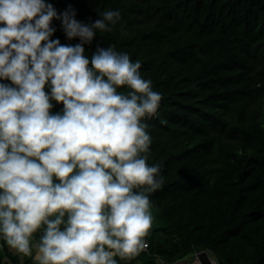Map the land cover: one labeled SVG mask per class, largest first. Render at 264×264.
I'll return each mask as SVG.
<instances>
[{
    "label": "clouds",
    "instance_id": "obj_1",
    "mask_svg": "<svg viewBox=\"0 0 264 264\" xmlns=\"http://www.w3.org/2000/svg\"><path fill=\"white\" fill-rule=\"evenodd\" d=\"M75 16L0 0V247L31 264H128L149 248L150 195L164 182L147 131L162 96L114 45L85 55L120 11ZM53 19L79 43L50 39Z\"/></svg>",
    "mask_w": 264,
    "mask_h": 264
},
{
    "label": "trees",
    "instance_id": "obj_2",
    "mask_svg": "<svg viewBox=\"0 0 264 264\" xmlns=\"http://www.w3.org/2000/svg\"><path fill=\"white\" fill-rule=\"evenodd\" d=\"M45 3L58 14L71 7L84 23L120 11L85 55L114 45L141 63L142 78L162 96L147 131L148 163L160 165L164 182L150 195L149 248L128 264H174L202 251L224 264H264V0ZM50 26V39L79 43L59 20ZM52 103L53 113L62 110ZM2 249L0 264L30 261Z\"/></svg>",
    "mask_w": 264,
    "mask_h": 264
},
{
    "label": "water",
    "instance_id": "obj_3",
    "mask_svg": "<svg viewBox=\"0 0 264 264\" xmlns=\"http://www.w3.org/2000/svg\"><path fill=\"white\" fill-rule=\"evenodd\" d=\"M199 264H224L223 262L214 261L206 251L200 252L198 255Z\"/></svg>",
    "mask_w": 264,
    "mask_h": 264
},
{
    "label": "rangeland",
    "instance_id": "obj_4",
    "mask_svg": "<svg viewBox=\"0 0 264 264\" xmlns=\"http://www.w3.org/2000/svg\"><path fill=\"white\" fill-rule=\"evenodd\" d=\"M177 264H199L195 261V258H189L187 261L178 262Z\"/></svg>",
    "mask_w": 264,
    "mask_h": 264
},
{
    "label": "built area",
    "instance_id": "obj_5",
    "mask_svg": "<svg viewBox=\"0 0 264 264\" xmlns=\"http://www.w3.org/2000/svg\"><path fill=\"white\" fill-rule=\"evenodd\" d=\"M0 245H2L1 241H0ZM0 249H2V247H0ZM193 258H195V261L198 262L197 260V253L194 254ZM158 263L159 264H165L164 261H161V260H158ZM178 262L174 263V264H177ZM199 263V262H198Z\"/></svg>",
    "mask_w": 264,
    "mask_h": 264
},
{
    "label": "crops",
    "instance_id": "obj_6",
    "mask_svg": "<svg viewBox=\"0 0 264 264\" xmlns=\"http://www.w3.org/2000/svg\"><path fill=\"white\" fill-rule=\"evenodd\" d=\"M3 249H0V252L2 251ZM9 251V250H8ZM9 252H11V251H9ZM12 253V252H11ZM13 254V253H12ZM27 259H29V258H25L23 261H25V260H27ZM30 260V259H29ZM20 261V260H19ZM20 263H21V261H20ZM28 264H31V260L29 261V263ZM134 264H140L139 262H137V263H134Z\"/></svg>",
    "mask_w": 264,
    "mask_h": 264
},
{
    "label": "bare ground",
    "instance_id": "obj_7",
    "mask_svg": "<svg viewBox=\"0 0 264 264\" xmlns=\"http://www.w3.org/2000/svg\"><path fill=\"white\" fill-rule=\"evenodd\" d=\"M197 260H198V256H197ZM198 262H199V260H198Z\"/></svg>",
    "mask_w": 264,
    "mask_h": 264
}]
</instances>
